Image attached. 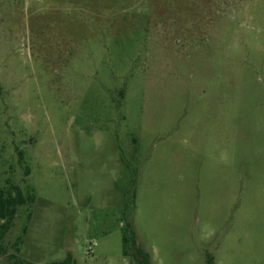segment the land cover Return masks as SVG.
Returning a JSON list of instances; mask_svg holds the SVG:
<instances>
[{"label": "rangeland", "instance_id": "374dc122", "mask_svg": "<svg viewBox=\"0 0 264 264\" xmlns=\"http://www.w3.org/2000/svg\"><path fill=\"white\" fill-rule=\"evenodd\" d=\"M11 187L29 264H264V0H0Z\"/></svg>", "mask_w": 264, "mask_h": 264}, {"label": "trees", "instance_id": "16d2710c", "mask_svg": "<svg viewBox=\"0 0 264 264\" xmlns=\"http://www.w3.org/2000/svg\"><path fill=\"white\" fill-rule=\"evenodd\" d=\"M21 191L16 187L10 190L0 189V264H29L19 254L17 244L12 245L13 252L4 245V238L10 231L18 207L22 205ZM123 255L131 259V264H151L150 257L136 245L134 234L127 225L122 237ZM132 245V251L129 245ZM47 264H76L73 257L69 254L62 260H56ZM211 264V263H208Z\"/></svg>", "mask_w": 264, "mask_h": 264}]
</instances>
